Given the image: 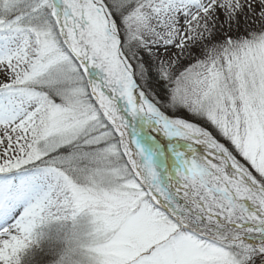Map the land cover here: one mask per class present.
<instances>
[{"label":"snow or ice","instance_id":"obj_1","mask_svg":"<svg viewBox=\"0 0 264 264\" xmlns=\"http://www.w3.org/2000/svg\"><path fill=\"white\" fill-rule=\"evenodd\" d=\"M264 258V0H0V264Z\"/></svg>","mask_w":264,"mask_h":264},{"label":"rangeland","instance_id":"obj_2","mask_svg":"<svg viewBox=\"0 0 264 264\" xmlns=\"http://www.w3.org/2000/svg\"><path fill=\"white\" fill-rule=\"evenodd\" d=\"M79 224V220L69 219L41 226L34 237L35 246L27 253L24 264H57L58 256L67 247V240ZM258 259L260 264L264 262V258L257 257L256 261Z\"/></svg>","mask_w":264,"mask_h":264},{"label":"flooded vegetation","instance_id":"obj_3","mask_svg":"<svg viewBox=\"0 0 264 264\" xmlns=\"http://www.w3.org/2000/svg\"><path fill=\"white\" fill-rule=\"evenodd\" d=\"M255 263L256 264H259L260 263V260L258 259ZM262 264H264V262H262Z\"/></svg>","mask_w":264,"mask_h":264}]
</instances>
